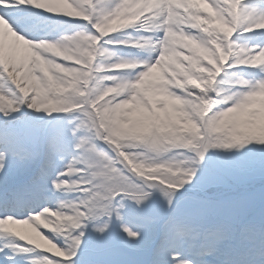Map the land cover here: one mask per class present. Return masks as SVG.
Segmentation results:
<instances>
[{"label": "snow or ice", "instance_id": "1", "mask_svg": "<svg viewBox=\"0 0 264 264\" xmlns=\"http://www.w3.org/2000/svg\"><path fill=\"white\" fill-rule=\"evenodd\" d=\"M0 264H264V0H0Z\"/></svg>", "mask_w": 264, "mask_h": 264}, {"label": "rangeland", "instance_id": "2", "mask_svg": "<svg viewBox=\"0 0 264 264\" xmlns=\"http://www.w3.org/2000/svg\"><path fill=\"white\" fill-rule=\"evenodd\" d=\"M224 2L225 3H229L230 2V0H224ZM209 6V5H208ZM215 12V9H212V8H210L209 7V11L208 12H206L205 14L206 15H209L210 13H214ZM184 50H186L187 51V49H184ZM159 71L160 70H156L154 73H153V77H156V76H158L159 75ZM152 95L154 96V98H158V96L155 94V93H152ZM41 227H43L44 226V223H43V218H41ZM14 226H16V225H14ZM13 226V228H14V230H16V231H18V232H20V233H22V234H24V235H27V236H30V237H32L35 233L33 232V228H32V226L31 225H21V226H16V227H14ZM50 230V229H49ZM44 243V245L46 246V248L48 247V245L45 243V242H43Z\"/></svg>", "mask_w": 264, "mask_h": 264}, {"label": "bare ground", "instance_id": "3", "mask_svg": "<svg viewBox=\"0 0 264 264\" xmlns=\"http://www.w3.org/2000/svg\"><path fill=\"white\" fill-rule=\"evenodd\" d=\"M202 7H209L208 5H202ZM207 26V25H206ZM184 54L185 55H189L190 53L188 52V50L186 51V50H184ZM186 63V62H185ZM159 69H157V71H158ZM16 226H21V225H16ZM16 226H14V227H16ZM32 237H35V234L32 236ZM41 244H42V246H43V248H46V246L44 245V243H43V241H41L40 242Z\"/></svg>", "mask_w": 264, "mask_h": 264}]
</instances>
